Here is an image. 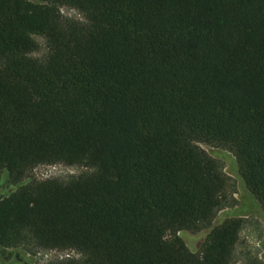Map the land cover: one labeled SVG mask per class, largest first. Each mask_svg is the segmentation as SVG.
Returning <instances> with one entry per match:
<instances>
[{"label": "trees", "instance_id": "trees-1", "mask_svg": "<svg viewBox=\"0 0 264 264\" xmlns=\"http://www.w3.org/2000/svg\"><path fill=\"white\" fill-rule=\"evenodd\" d=\"M201 143L233 153L264 210V0H0V259L232 264L241 218L200 253L180 236L229 203ZM55 164L85 171L22 182Z\"/></svg>", "mask_w": 264, "mask_h": 264}, {"label": "rangeland", "instance_id": "rangeland-1", "mask_svg": "<svg viewBox=\"0 0 264 264\" xmlns=\"http://www.w3.org/2000/svg\"><path fill=\"white\" fill-rule=\"evenodd\" d=\"M61 12L67 18L82 20L83 16L75 9L62 7ZM39 48L31 55L43 58L48 53L47 42L42 36H34ZM200 147L215 159L227 177L228 206L220 210L211 224L199 232L184 231L180 234L187 247L196 253L202 251L204 242L211 228L230 216H237L242 220V228L239 239L235 245L232 264H264V210L258 201L247 190L239 172L235 156L230 151L201 143ZM85 171V168L75 165L55 164L36 167L28 173L22 182L31 180H44L47 178L66 177L77 175ZM4 181V180H3ZM2 181V182H3ZM14 186L4 183L0 185V197L10 192ZM28 264H49L66 258H79L75 251L37 250L26 253ZM18 258L8 255L0 259V264H19ZM21 264H26L25 262Z\"/></svg>", "mask_w": 264, "mask_h": 264}]
</instances>
